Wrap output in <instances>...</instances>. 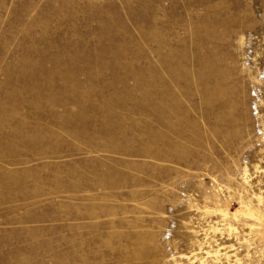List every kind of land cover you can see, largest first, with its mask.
<instances>
[{"label":"rangeland","instance_id":"1","mask_svg":"<svg viewBox=\"0 0 264 264\" xmlns=\"http://www.w3.org/2000/svg\"><path fill=\"white\" fill-rule=\"evenodd\" d=\"M0 264H264V0H0Z\"/></svg>","mask_w":264,"mask_h":264}]
</instances>
